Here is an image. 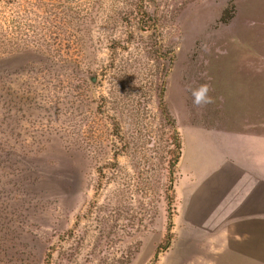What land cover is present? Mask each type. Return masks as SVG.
Instances as JSON below:
<instances>
[{
  "label": "rangeland",
  "instance_id": "rangeland-1",
  "mask_svg": "<svg viewBox=\"0 0 264 264\" xmlns=\"http://www.w3.org/2000/svg\"><path fill=\"white\" fill-rule=\"evenodd\" d=\"M263 154L264 0H0V264H264Z\"/></svg>",
  "mask_w": 264,
  "mask_h": 264
},
{
  "label": "crops",
  "instance_id": "crops-1",
  "mask_svg": "<svg viewBox=\"0 0 264 264\" xmlns=\"http://www.w3.org/2000/svg\"><path fill=\"white\" fill-rule=\"evenodd\" d=\"M255 148L260 149V147H255ZM260 159H262L261 162H260ZM253 165H254L253 171L257 170L258 171V175L260 177H264V154L260 155L258 158H256V160L253 163ZM240 178L244 179L243 174L241 176H239V180H240ZM257 184L258 183L257 182L255 183V181L252 179L251 185L256 186ZM239 190H240V192L237 193V201L240 204V206H242L241 207L242 208V212L238 209L239 210L238 212L236 211V212L232 213V215L229 216V217H231L232 220H230L228 218V216H227L228 214L225 213L224 217H223V221H222V229H249L250 221L244 223L242 221V219L244 220L246 217L250 216L249 211L247 210V208L245 209V206L247 204H250V201L252 200V198H254V194L252 193V195H250V192H249L250 189L248 187H247V189L246 188H242V189H239ZM255 190H256V188L253 187L252 191H255ZM263 198H264V196H262L261 199H259L258 196H257V203L259 205L258 209L260 211L262 210V214L259 212L258 214L253 215V217L255 216V217L259 218V221H260V218H262L263 221H264V199ZM234 218H237V223H235V225H233V223L229 224V222L230 221L232 222ZM240 218H241V220H240ZM260 222L258 224H260ZM258 228L259 229H264V227L261 228L260 225H259Z\"/></svg>",
  "mask_w": 264,
  "mask_h": 264
},
{
  "label": "clouds",
  "instance_id": "clouds-1",
  "mask_svg": "<svg viewBox=\"0 0 264 264\" xmlns=\"http://www.w3.org/2000/svg\"><path fill=\"white\" fill-rule=\"evenodd\" d=\"M210 86L208 84H202L198 88L191 89V95L193 98V104L201 106L212 103V97L208 95Z\"/></svg>",
  "mask_w": 264,
  "mask_h": 264
},
{
  "label": "water",
  "instance_id": "water-1",
  "mask_svg": "<svg viewBox=\"0 0 264 264\" xmlns=\"http://www.w3.org/2000/svg\"><path fill=\"white\" fill-rule=\"evenodd\" d=\"M89 80H90L91 83H94V81H95L94 76H91Z\"/></svg>",
  "mask_w": 264,
  "mask_h": 264
},
{
  "label": "trees",
  "instance_id": "trees-1",
  "mask_svg": "<svg viewBox=\"0 0 264 264\" xmlns=\"http://www.w3.org/2000/svg\"><path fill=\"white\" fill-rule=\"evenodd\" d=\"M166 239L169 240V236Z\"/></svg>",
  "mask_w": 264,
  "mask_h": 264
}]
</instances>
